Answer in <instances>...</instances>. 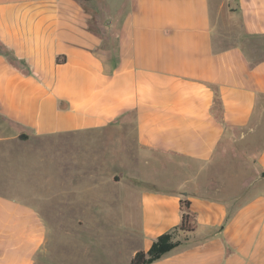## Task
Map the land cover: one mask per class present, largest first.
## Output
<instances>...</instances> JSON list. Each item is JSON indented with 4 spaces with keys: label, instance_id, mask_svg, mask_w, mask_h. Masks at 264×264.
I'll return each instance as SVG.
<instances>
[{
    "label": "crops",
    "instance_id": "0c3cea01",
    "mask_svg": "<svg viewBox=\"0 0 264 264\" xmlns=\"http://www.w3.org/2000/svg\"><path fill=\"white\" fill-rule=\"evenodd\" d=\"M1 47L28 73L0 52V264H36L47 221L100 214L94 132L127 121L131 259L172 232L151 264H264V0H0ZM233 142L250 159L222 168Z\"/></svg>",
    "mask_w": 264,
    "mask_h": 264
},
{
    "label": "rangeland",
    "instance_id": "374dc122",
    "mask_svg": "<svg viewBox=\"0 0 264 264\" xmlns=\"http://www.w3.org/2000/svg\"><path fill=\"white\" fill-rule=\"evenodd\" d=\"M127 118L132 124L133 116ZM12 128V124L0 116V135L11 136ZM120 128L109 137L103 131L94 132L95 138L100 139L102 165L100 185L96 184L91 193L93 199L100 201V214L70 210L58 220L47 221L48 250L38 256L36 264H130L140 234L136 190L130 184L136 187L141 184L132 183L125 174L128 169V128L131 130V126L128 127L127 121L124 129ZM223 159L220 166L225 168L232 160L245 165L250 158L243 147L233 142ZM92 181L86 179L83 185H94ZM142 185L152 188L149 184ZM69 192L70 200L75 201L74 189L70 188ZM80 215L84 218L77 220Z\"/></svg>",
    "mask_w": 264,
    "mask_h": 264
},
{
    "label": "trees",
    "instance_id": "16d2710c",
    "mask_svg": "<svg viewBox=\"0 0 264 264\" xmlns=\"http://www.w3.org/2000/svg\"><path fill=\"white\" fill-rule=\"evenodd\" d=\"M0 50H1L0 51L1 54L8 59L9 63L12 66L24 71L25 73H28V70L20 64L19 60L12 54L10 50L4 47H1ZM65 61H66L65 57H58L57 59L58 63H63ZM220 110H222L221 104H220ZM181 210H182V221L177 229L184 232L193 231L195 224V216L191 211V202L189 200L182 199ZM178 244L179 242L174 240V236L172 232L165 233L160 237H158V239L153 243L151 249L148 252L142 250L137 251L135 255L132 257L130 264H151L157 261L158 259H160L166 253L173 250Z\"/></svg>",
    "mask_w": 264,
    "mask_h": 264
}]
</instances>
